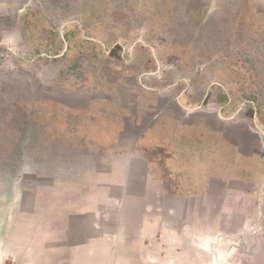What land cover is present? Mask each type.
<instances>
[{
  "label": "crops",
  "instance_id": "1",
  "mask_svg": "<svg viewBox=\"0 0 264 264\" xmlns=\"http://www.w3.org/2000/svg\"><path fill=\"white\" fill-rule=\"evenodd\" d=\"M217 1L151 0L146 7L150 9L147 12L150 17L158 14L162 17L165 11L160 13L158 8L172 9L181 2L186 11L201 7L192 14L194 23L186 24L182 20L189 28L185 26L178 38H170L181 42L184 38L180 35L194 30L201 15L208 16ZM260 7L261 0H242L233 20L223 23L224 31L213 38L231 42L229 50L214 53L208 50L211 60L205 62L196 59L199 58L196 51L189 52L181 44L173 43L164 51L153 38L146 35L136 38L130 17L122 23L115 22L117 41L132 43L120 52L123 67H110L112 78L103 75L95 78L93 75L99 67L89 68L93 74L91 87L116 89L133 76L139 90L136 100L126 106L132 108L130 120L139 132L131 135L126 144L121 142L126 130L118 115L125 106L115 105L111 99L115 92L106 90L107 97L91 92L92 98L85 109V120L89 122L83 125L81 136L90 139L89 145L102 143L99 146L110 152L129 149V159L123 155L120 157L123 162H111L114 168L127 171L118 182L123 186L120 198L117 196L108 208L87 205L51 213L45 210L39 224L29 220L26 234L19 230L12 232L10 251L5 249L1 233L0 263L10 254L12 264H164L163 253L167 249L170 263L175 264L181 252L174 254V250L187 251L190 257L197 248L214 247L211 240L217 234H253L264 230L261 223L264 219V93L252 94V100L243 98L237 91L242 82L233 80L231 75L244 74V70L239 66L235 72L219 75V66L214 62L216 57L233 55L234 49L242 55V45L260 41L259 22L264 20ZM253 8L258 11L250 12ZM159 17L156 25L163 22ZM95 37L89 39L106 38ZM157 39L166 38L163 35ZM136 41H143L151 50L132 51ZM238 44L241 46L237 49ZM172 90L176 92L174 97L167 94ZM145 115L151 116L149 123L143 124ZM246 118L251 123L248 127L244 124ZM148 150H159L163 155L153 164ZM159 168L166 176H157ZM192 168L202 169L199 182L193 179ZM148 169H155L156 175L139 176V170ZM145 182L155 183L156 203L151 202V195L148 198L140 195L146 201L140 203L142 208H130L127 213L126 200L130 195L127 185ZM131 198L136 197L132 194ZM127 216L139 219L127 221ZM197 234H203L204 238Z\"/></svg>",
  "mask_w": 264,
  "mask_h": 264
},
{
  "label": "rangeland",
  "instance_id": "2",
  "mask_svg": "<svg viewBox=\"0 0 264 264\" xmlns=\"http://www.w3.org/2000/svg\"><path fill=\"white\" fill-rule=\"evenodd\" d=\"M150 3L151 0H0V234L4 235L6 250L11 249L12 232L19 230L26 234L29 220L38 223L45 210L51 213L87 205L108 208L117 196L120 198L123 186L118 182L127 171L114 168L111 162H123L120 158L123 155L129 159V149L110 152L104 149L105 146H99L102 143L91 146L90 139L81 136V129L89 122L85 120V109L92 98L91 92L107 97L114 91L111 99L115 105L125 106L118 115L122 128L126 130L121 142H129L130 136L139 132V128L132 124V108L126 104L136 100L139 89L133 76L116 89L91 87L93 76L112 78L114 74L110 67L123 66L116 54L108 56L109 46L101 40L95 42L100 43L107 54L93 59L94 63L85 53L80 55V50L92 47L80 42L75 35L78 30L79 35L85 37L83 23L92 21L89 28H92L95 39V36L107 37L114 29V25L108 26V21L112 22L109 18L115 20L113 14L119 12L125 17L116 22L122 23L130 17L136 38L145 35L153 38L164 51L173 43L181 44L189 52L196 51L199 57L196 59L205 62L211 60L206 51L229 50L231 42L213 38L224 31L223 23L233 20V14L238 10L236 7H240L242 0L217 1L208 16L204 17L202 12L194 30L191 28L188 33L180 35L184 38L181 42L170 38H178L187 23H194L192 14L200 11L201 7L196 11H186L181 2L172 9L158 8L160 13L165 11L162 17L160 14L150 17L147 13L150 9L146 7ZM259 9L264 12L263 0ZM253 11L258 9H250ZM226 14H229L228 18ZM157 17L163 20L158 25ZM171 21L174 24H170ZM158 30H166L167 33L160 34ZM259 30L262 33L260 41L242 45V55L235 53L234 49L231 56L214 58L219 66V75L230 70L235 72L239 66L244 70V74L231 75L233 80L242 82L237 91L243 98H250L256 92L259 96L264 93V20L259 22ZM163 35L166 39H157ZM131 43L116 41L110 47L123 44V48H127ZM91 66L99 67L94 75L89 69ZM167 94L174 97L176 92L172 90ZM121 115L125 117L121 118ZM150 116L145 115L142 123H149ZM244 124L248 127L251 123L246 118ZM147 153L153 164L163 155L159 150H148ZM199 170L202 172L201 168H192V173L195 171L193 179L198 182L202 179ZM158 172L157 176H166L160 168ZM156 173L155 169L139 170V176H155ZM127 187L130 194L126 200L127 213L130 208H142L140 205L146 201L141 200L140 195L147 198L151 195V202L156 203L155 183H131ZM132 194L136 198H131ZM125 219L139 218L127 216ZM261 223L264 225V219ZM197 235L204 238L203 234ZM211 241L214 247L197 248L190 257L187 251L174 250V254L181 252L180 260L175 264H264L262 229L253 234H217ZM163 258L164 264H171L169 250H164ZM12 261L8 254L0 264H12Z\"/></svg>",
  "mask_w": 264,
  "mask_h": 264
},
{
  "label": "trees",
  "instance_id": "3",
  "mask_svg": "<svg viewBox=\"0 0 264 264\" xmlns=\"http://www.w3.org/2000/svg\"><path fill=\"white\" fill-rule=\"evenodd\" d=\"M99 16L102 17V15H99ZM113 16H114L115 20L111 19L112 22L108 21V26L109 27L112 26L116 22V20L125 17L123 14H121L119 12H117V13L115 12L113 14ZM110 18H112V17H110ZM87 21H85L83 23V29H84V32H85V37H81L79 35L80 32L78 30L76 31L75 35L78 37L80 42H85L86 45H91L92 46L90 50H87V49L86 50H80L81 51L80 55L84 56V53H85V55H88V56H90V58H92V63H94L93 59H96V58L100 57L101 54L105 55L107 53H106V50H104L102 48L100 43H96L95 40L89 39L90 37L94 36V33H93L92 28H89V26H91L90 24H92V21L90 23L87 22ZM115 30L116 29L114 27V29H112L111 32H109V35L106 38H104L103 40H101V41L103 42V44H106V46H109V53L116 54L119 57V59H121V61L123 62L124 58L120 54V52L123 49V44H115L112 48L110 47L113 42L117 41V35L115 34ZM117 30H119L120 33L122 32V29H118L117 28ZM65 36H66V34H65ZM111 49H113V50H111ZM150 50H151L150 47L145 45L143 41H136L134 43L133 47H132V51H146V52H149ZM81 58H83V57H81ZM222 95H224V94H222ZM220 96H221V94H220ZM249 99H251V98H249ZM226 100H227V97H226Z\"/></svg>",
  "mask_w": 264,
  "mask_h": 264
}]
</instances>
